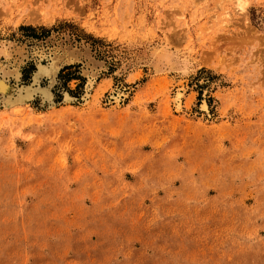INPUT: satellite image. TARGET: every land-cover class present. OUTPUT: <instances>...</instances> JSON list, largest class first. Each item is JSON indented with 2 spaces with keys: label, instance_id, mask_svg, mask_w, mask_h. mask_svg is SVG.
<instances>
[{
  "label": "rangeland",
  "instance_id": "374dc122",
  "mask_svg": "<svg viewBox=\"0 0 264 264\" xmlns=\"http://www.w3.org/2000/svg\"><path fill=\"white\" fill-rule=\"evenodd\" d=\"M0 82V264H264V0H0Z\"/></svg>",
  "mask_w": 264,
  "mask_h": 264
},
{
  "label": "trees",
  "instance_id": "16d2710c",
  "mask_svg": "<svg viewBox=\"0 0 264 264\" xmlns=\"http://www.w3.org/2000/svg\"><path fill=\"white\" fill-rule=\"evenodd\" d=\"M71 67H72V66L64 67V68L60 71V73H59V77H60V79H63V80H64V83H66V82H68V81H70V80L75 79L74 76H73V73H72V76H70V75H71L70 73H68V74H63L65 70L70 69ZM69 92H70V90H69Z\"/></svg>",
  "mask_w": 264,
  "mask_h": 264
},
{
  "label": "bare ground",
  "instance_id": "6f19581e",
  "mask_svg": "<svg viewBox=\"0 0 264 264\" xmlns=\"http://www.w3.org/2000/svg\"><path fill=\"white\" fill-rule=\"evenodd\" d=\"M54 69V68H53ZM52 70V69H51ZM54 71H55V69H54ZM51 72V71H50ZM0 89L1 90H5V84L3 83V82H0ZM176 100H178L179 98H178V96H176V98H175ZM176 103V102H175Z\"/></svg>",
  "mask_w": 264,
  "mask_h": 264
}]
</instances>
